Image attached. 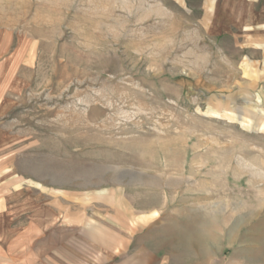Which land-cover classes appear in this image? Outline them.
<instances>
[{"label": "rangeland", "instance_id": "1", "mask_svg": "<svg viewBox=\"0 0 264 264\" xmlns=\"http://www.w3.org/2000/svg\"><path fill=\"white\" fill-rule=\"evenodd\" d=\"M209 8L0 0L10 255L44 257L69 223L116 237L118 263L144 246L157 264H264V36Z\"/></svg>", "mask_w": 264, "mask_h": 264}, {"label": "crops", "instance_id": "2", "mask_svg": "<svg viewBox=\"0 0 264 264\" xmlns=\"http://www.w3.org/2000/svg\"><path fill=\"white\" fill-rule=\"evenodd\" d=\"M208 4L210 18L218 19L221 29H238L246 33L254 29L255 35L264 36V0H208ZM64 225L69 235L55 239L54 243L51 241L42 258L32 252L10 255L5 246L6 239L0 236V264H21L23 258L27 259L24 264H157L156 253L144 246L118 263L116 237L94 233L86 236V232L90 234L88 231L80 236L76 227L69 223ZM140 238L138 243L143 244L144 236Z\"/></svg>", "mask_w": 264, "mask_h": 264}]
</instances>
